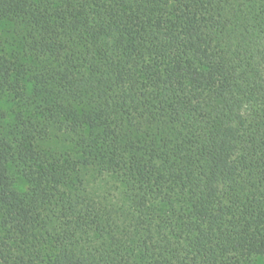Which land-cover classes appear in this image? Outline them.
Returning a JSON list of instances; mask_svg holds the SVG:
<instances>
[{"label":"trees","instance_id":"trees-1","mask_svg":"<svg viewBox=\"0 0 264 264\" xmlns=\"http://www.w3.org/2000/svg\"><path fill=\"white\" fill-rule=\"evenodd\" d=\"M0 90V264H264V0H0Z\"/></svg>","mask_w":264,"mask_h":264},{"label":"rangeland","instance_id":"rangeland-1","mask_svg":"<svg viewBox=\"0 0 264 264\" xmlns=\"http://www.w3.org/2000/svg\"><path fill=\"white\" fill-rule=\"evenodd\" d=\"M14 108V103L12 96L9 93H4L0 90V109L6 111L9 115H12V110ZM21 187L25 188V183L21 182Z\"/></svg>","mask_w":264,"mask_h":264}]
</instances>
